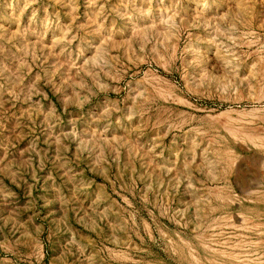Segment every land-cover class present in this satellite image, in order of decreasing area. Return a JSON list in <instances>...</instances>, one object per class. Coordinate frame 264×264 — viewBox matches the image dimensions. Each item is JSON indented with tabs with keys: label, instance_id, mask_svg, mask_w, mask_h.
<instances>
[{
	"label": "rangeland",
	"instance_id": "obj_1",
	"mask_svg": "<svg viewBox=\"0 0 264 264\" xmlns=\"http://www.w3.org/2000/svg\"><path fill=\"white\" fill-rule=\"evenodd\" d=\"M261 68L264 0H0V264H264Z\"/></svg>",
	"mask_w": 264,
	"mask_h": 264
},
{
	"label": "bare ground",
	"instance_id": "obj_2",
	"mask_svg": "<svg viewBox=\"0 0 264 264\" xmlns=\"http://www.w3.org/2000/svg\"><path fill=\"white\" fill-rule=\"evenodd\" d=\"M246 17H247V15H246ZM258 79L264 81V68H261L260 71H258Z\"/></svg>",
	"mask_w": 264,
	"mask_h": 264
}]
</instances>
